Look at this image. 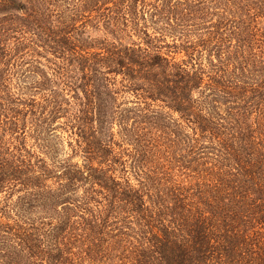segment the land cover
<instances>
[{
    "label": "trees",
    "instance_id": "1",
    "mask_svg": "<svg viewBox=\"0 0 264 264\" xmlns=\"http://www.w3.org/2000/svg\"><path fill=\"white\" fill-rule=\"evenodd\" d=\"M0 264H264V0H0Z\"/></svg>",
    "mask_w": 264,
    "mask_h": 264
},
{
    "label": "rangeland",
    "instance_id": "2",
    "mask_svg": "<svg viewBox=\"0 0 264 264\" xmlns=\"http://www.w3.org/2000/svg\"><path fill=\"white\" fill-rule=\"evenodd\" d=\"M181 1V0H179ZM148 31H152V28H149ZM178 36L175 35V33H172L170 35H166V37L164 38V43L167 44H172L173 41H177ZM165 51V49H164ZM170 54L173 55V52H171ZM176 59L179 58H185L186 56L184 55V52L181 51L180 53L175 54ZM126 95V99H124L123 101L126 102V106H131V101L133 100L132 97L128 96V94ZM122 101V99H119V102ZM130 101V102H129ZM173 117H176V114H173ZM62 120V119H61ZM60 120V121H61ZM59 128H57L56 131H54V135H52L53 141L50 140V144H53V149L56 150L55 156L57 158L63 159L66 157H71L72 160L74 162H77L78 164L81 165L82 162V156L80 154V152H78V150H73L71 145H70V138H68V134L65 131L62 130H58ZM113 133L114 137H113V145H114V151L115 153H119V151H121L123 149V147L125 146V144L123 142H121L120 138H119V132H118V127L116 125L113 126ZM51 135V134H49ZM30 139H28L29 141ZM74 142L72 141V144ZM120 143V144H119Z\"/></svg>",
    "mask_w": 264,
    "mask_h": 264
}]
</instances>
